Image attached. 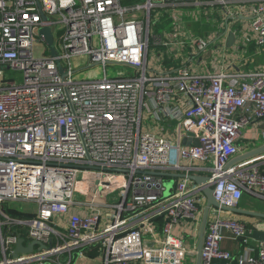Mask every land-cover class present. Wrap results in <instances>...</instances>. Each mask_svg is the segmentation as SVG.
Masks as SVG:
<instances>
[{
    "label": "built area",
    "instance_id": "2783aa9c",
    "mask_svg": "<svg viewBox=\"0 0 264 264\" xmlns=\"http://www.w3.org/2000/svg\"><path fill=\"white\" fill-rule=\"evenodd\" d=\"M190 5L219 6L227 28L239 24L235 35L264 45V0H0V264H71L91 247L101 264H186L188 254L196 264L184 239L199 234L206 185L218 207L209 209L199 264H264V240L221 209L238 207L244 192L264 199V154L234 161L244 128L264 123V69L148 64L151 41L178 54L206 50L210 36L151 35L154 10ZM44 26L56 55L47 44L34 53ZM118 64L126 71L110 77L106 66ZM92 65L103 76L84 72ZM157 172L184 176L167 190L173 177ZM12 201L36 208L21 212ZM226 233L241 252L221 245ZM19 237L42 246L14 255Z\"/></svg>",
    "mask_w": 264,
    "mask_h": 264
},
{
    "label": "crops",
    "instance_id": "0c3cea01",
    "mask_svg": "<svg viewBox=\"0 0 264 264\" xmlns=\"http://www.w3.org/2000/svg\"><path fill=\"white\" fill-rule=\"evenodd\" d=\"M207 6H210L212 10L215 9V7H212V5ZM207 6L190 5L189 7H186L184 11L186 9H192L193 7L206 8ZM201 12L202 11H199L198 13H200L202 17H198L197 13H194L190 16L193 23H196L200 20L197 19V17L201 18V20H203V23L201 22V27L196 24L197 26L193 28V31L192 27H190L192 24H190L188 25L189 27H186V31L194 36L212 37V40L206 47V50L198 54L193 53L192 51L188 53V51L184 50L181 54H178L179 51L175 49L174 46L169 48L162 47L164 50L159 52L162 53V55L160 57L157 56L154 61L155 67H158L162 70H173L180 64H186L194 71L205 74L217 71L245 74V72H256L264 69V45L262 47H257L255 42L250 39V37L243 39L241 35L238 36L236 33V39L233 44L229 47H226V35H223V32L225 31L224 28L226 20L229 23V21L231 22V18L226 19L222 15V23H220L218 18L219 23L215 28H213V31H211L206 28L207 26H205V24L206 22H209V16H212L214 12ZM185 15L186 13H184L182 16L183 20ZM238 17L241 20V26L245 25V28L247 29L249 17L246 15ZM167 19L168 18H166V20ZM153 21L156 22L157 20L152 18L151 23H153ZM232 29L233 31L235 30L236 32H239V24L235 23ZM262 147H264V123L251 122L244 128L243 133L238 140V153L234 158V161H237L238 158H241L248 153H251V155L245 160L259 157L260 155L264 154V151L259 152ZM259 164L261 165V169H264V160L259 161ZM170 179L171 182L174 183L175 178L173 177ZM260 199L261 198L256 197L250 192H244L243 198L240 200L238 207L245 210H253L264 213V205L260 202ZM232 216L244 222L249 229H252V235L254 238L264 240V219L252 215L248 216L234 212ZM197 239L198 236L194 238L196 243L191 249L197 247ZM253 243L254 242L252 241V244ZM221 245L231 253L233 252L235 254L243 250V246L240 244V242L234 238H231L229 233H226V237L223 239Z\"/></svg>",
    "mask_w": 264,
    "mask_h": 264
},
{
    "label": "rangeland",
    "instance_id": "374dc122",
    "mask_svg": "<svg viewBox=\"0 0 264 264\" xmlns=\"http://www.w3.org/2000/svg\"><path fill=\"white\" fill-rule=\"evenodd\" d=\"M212 7H215V9L212 10V8L210 6L209 7L207 6L206 8L193 7L192 9H186L185 10L186 12L184 11L183 7H176V8H171V9H167V10H154L153 13H155V12L159 13L158 14L159 19L156 22L152 23L151 30H150L151 35L160 34L164 40H168L169 39L168 33H170L172 30H176L178 32H181V33L183 32L184 34H186V32H187L186 27H189L188 25H190V24H192V26H190V27H192V30L197 25L201 27V22L203 20H201V18H198V17H202L201 14L198 13L199 11L214 12V14L212 16H209L210 17L209 22L208 23L206 22V24H205V26H207L206 28L213 31V28H215L217 26V24L219 23L218 18L220 20V23H222V11L220 10V8L218 6H212ZM172 13H173V15L171 17H169L168 15H170ZM184 13H186V15H185L184 20H183L182 16ZM187 13H188V15H187ZM194 13H197V16H198L197 19H200L198 21L199 23L198 22L193 23L192 18H190V16L193 15ZM166 18H168V19L166 20ZM208 29H206V30H208ZM174 34H175V36H179L177 32H175ZM45 47H47L46 43L42 42L41 40L38 41V44H36L34 47L35 55L36 56L42 55L43 54L42 52L45 49ZM149 50L150 51H149V57H148V64L153 67V66H155L154 61H155L158 53L164 49L160 45H153L152 41H151ZM45 53L48 54V51L46 50ZM106 69H107L106 70L107 74L110 77L116 76L115 74H117L118 71H122V72L126 71L124 66L119 65V64L118 65H107ZM84 70H85L84 72L86 74L89 73L90 76H96L98 78L103 76V69H102L101 65L100 66L99 65L88 66V67H85ZM5 72H6L5 77H9V75H10V77H13L14 80H16L17 82L21 81V74L19 72H15L12 70H8ZM164 186L168 190L173 186V182H171V180L167 179L164 181ZM112 197H115V194L108 195V198H112ZM260 202L264 205V199H260ZM8 205L11 207H15L16 209H18L21 212L31 211V210L36 208V204L33 202L27 203V202H22V201H12V202H9ZM195 243H196V241H194V238L185 237V239H184V244L188 249L192 248L195 245ZM193 261H194L193 255L188 254V256L186 257L185 263L191 264ZM71 264H100V259L98 257H95V258H89V257L75 258Z\"/></svg>",
    "mask_w": 264,
    "mask_h": 264
},
{
    "label": "water",
    "instance_id": "95a60500",
    "mask_svg": "<svg viewBox=\"0 0 264 264\" xmlns=\"http://www.w3.org/2000/svg\"><path fill=\"white\" fill-rule=\"evenodd\" d=\"M41 16H42L43 20L46 19V16H44V15H41ZM224 29H225V31L223 32V35H226L225 46L229 47L235 41L236 35H235V32L233 30L227 29V20L225 22V28ZM38 35H40V37H42L44 39V41L46 42V44L49 46V52H51L52 55H56L55 49L53 47V36L50 32L49 26L41 27L38 30ZM58 68L61 71V74L64 76L66 74V72L62 70L59 62H58ZM182 140H183L182 141L183 144H185V145H189L191 143V140H189L188 138H183ZM193 143L198 144V139L193 138ZM263 151H264V147H262L259 150V152H263ZM254 152H257V151H254ZM250 155H251V153L245 154V156L238 158L237 161L245 160ZM157 173H159L160 175L166 176V177L170 176V177H174V178L184 176V174H180V173H175V174L166 173V172H157ZM188 177L192 180H195L198 183H201V182H204L207 180L206 177L199 176V175H194V176L188 175ZM202 192L206 196V204H205V208L203 210L204 214L202 216L201 223H200V226L198 229L199 234H198L197 247H196L197 248L196 264L200 263V253H201V249H202L201 245H202L203 234L205 231L204 227H205L208 215H209V209H210V207H213V206L218 207V202L215 200L214 195L212 193L213 189H211V187L209 185L204 186L202 189ZM221 209L223 211H227L230 213L234 212V213H239V214L248 215V216L252 215V216L264 219V213L258 212V211L245 210V209H241L239 207L228 208V207H224V206H221ZM23 242H24V239L22 237H19L16 244H15L14 255H18V253H29V252H31L34 243H38L40 246H42V244L37 242V241H32L31 243L27 244L26 246L23 245Z\"/></svg>",
    "mask_w": 264,
    "mask_h": 264
},
{
    "label": "trees",
    "instance_id": "16d2710c",
    "mask_svg": "<svg viewBox=\"0 0 264 264\" xmlns=\"http://www.w3.org/2000/svg\"><path fill=\"white\" fill-rule=\"evenodd\" d=\"M11 215H12V216H13V215H18V213L13 211V212L11 213ZM13 228H15V226H13ZM13 228H12V229H13ZM19 232L21 233L20 235L25 236V235L23 234V231H22V230H19ZM85 252H86V256L89 257V258H95V257H97L98 254H99V251H97V249H96L95 247L87 248V249L85 250Z\"/></svg>",
    "mask_w": 264,
    "mask_h": 264
}]
</instances>
